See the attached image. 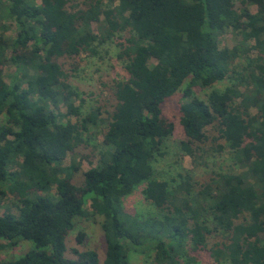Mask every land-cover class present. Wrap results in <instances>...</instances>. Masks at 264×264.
Wrapping results in <instances>:
<instances>
[{"label": "trees", "instance_id": "trees-1", "mask_svg": "<svg viewBox=\"0 0 264 264\" xmlns=\"http://www.w3.org/2000/svg\"><path fill=\"white\" fill-rule=\"evenodd\" d=\"M4 18L16 29L0 35V66L16 71L9 82L0 74V249L34 245L0 264H99L92 249L63 255L74 220L90 217L104 232L102 264H130L120 239L152 250L153 264H197L189 250L207 251L210 264H264V0H0L2 30ZM226 32L240 37L231 47L219 40ZM114 37L126 75L113 82L112 110L108 119L99 105L82 114L65 65ZM181 88V150L195 157L211 140L237 168L195 188L186 175L172 188L153 176L173 132L161 104ZM99 125L96 165L82 172L76 156ZM141 182L161 217L124 210Z\"/></svg>", "mask_w": 264, "mask_h": 264}, {"label": "rangeland", "instance_id": "rangeland-1", "mask_svg": "<svg viewBox=\"0 0 264 264\" xmlns=\"http://www.w3.org/2000/svg\"><path fill=\"white\" fill-rule=\"evenodd\" d=\"M249 8L252 12L256 11L254 5H250ZM2 22L7 28L5 30L0 29V35L2 37L3 35L13 36L16 29L14 22L8 18H4ZM89 25L91 30L97 33V23L91 22ZM116 37L106 43L97 44L95 46L97 50L96 54L91 55L89 52H82L72 60L73 66L70 64L65 65V68L71 73L68 81L76 93H78L74 97V105L79 107L82 114L88 112L92 107L99 105L103 110L101 117L108 119V115L112 110V101L109 95L111 87L115 80L123 79L126 75L123 60L117 57L119 51L117 43L121 39ZM235 37L237 36L234 33L226 32L219 36V40L221 45L231 47L236 40L240 39L239 36ZM11 55L10 51H6L5 58L7 59ZM15 71L16 66L12 63L0 66V74L6 82H9ZM227 84L228 81H223L215 84V87L222 89ZM205 91L199 87H194V92L201 98H205ZM181 101L182 88L166 98L161 104L162 117L173 124V132L164 141L162 147L164 154L158 156L153 161V176L157 179L168 181L169 186L172 188L181 180V176L186 175L190 177V183L195 188L207 182L215 172H235L237 168L232 164L231 157L225 152L220 153L216 151V145L211 140L202 145V150L195 157L186 155L181 150L180 141L185 139L184 132L179 124L178 108ZM106 108L108 112H104ZM55 111L65 114L67 108L64 104L60 103ZM71 119L75 121V117H71ZM4 120V116H1L0 123L4 122ZM104 127L105 125H99L96 135L91 137V140H88V145L85 148L81 149L80 153L84 155L76 156V160L80 163V171L84 172L96 165L97 151L103 139L102 130ZM211 135H217V133L211 131ZM217 142L223 143V140H218ZM69 162L70 157L68 156L64 161V165H68ZM81 176V173L75 174L72 182L75 185H79L81 183ZM143 185L142 182L139 183L131 193L123 198L124 210L129 213L161 217L160 210L144 198L142 194ZM7 204L6 201L3 202V206L0 207V215L5 212L4 209ZM11 211H14V208H11ZM99 222L100 218L94 220L92 217L88 219L76 218L74 220V227L65 238L66 249L63 254L65 258H74L75 248L78 250L92 249L98 253L99 264L103 263L106 244L104 232ZM78 231L84 232V238L81 243H77L75 239ZM209 239L212 242L220 238L211 235ZM0 242L3 241L0 240ZM120 242L124 245L130 264H153L152 257L154 252L152 250H148L145 253H136L133 250L134 247L127 240L120 239ZM33 245L31 240L21 239L14 247L0 249V261L15 259L33 248ZM186 249H189L188 245H186ZM189 253L197 257V264H210V257L207 251L198 250L197 252H193L189 250Z\"/></svg>", "mask_w": 264, "mask_h": 264}]
</instances>
